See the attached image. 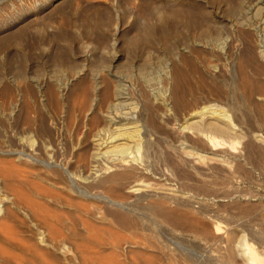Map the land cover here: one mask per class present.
I'll use <instances>...</instances> for the list:
<instances>
[{
  "label": "rangeland",
  "instance_id": "374dc122",
  "mask_svg": "<svg viewBox=\"0 0 264 264\" xmlns=\"http://www.w3.org/2000/svg\"><path fill=\"white\" fill-rule=\"evenodd\" d=\"M263 17L264 0H0V148L7 149L10 146L13 126L16 124H19L18 126L23 125L29 118L31 121L35 122H38V117L40 120L43 119L46 123L47 121L52 124L54 122L56 124L57 122L56 129L59 132L60 138L63 139V142H67L68 140L69 144L70 142L77 141V137L88 135L89 130L92 129L93 126L91 127L92 122L89 123L87 117H83L84 113L81 114V105L89 106L92 104V99L96 97V92H94L97 86L96 82L100 85L97 87V89L100 90L98 95L102 97L101 95L104 93L102 101H106L116 84L122 81L123 84L127 85L128 89H131L130 93L134 98L138 97L137 99H139L142 94V98L139 100L141 101V119L139 118L138 121L140 127L143 128L142 126H144L146 119L148 122L150 115H147L146 112L149 114L148 111H150L149 109L151 108V110H154V112L160 114V116H171L169 120L171 124H168V126L171 128L169 130L173 135L175 132L179 133L177 130L178 123H182L188 118L189 120L192 119L190 116L188 117L187 114L183 116V111L175 112L171 110L172 108L169 106L170 103L165 105L162 101V99L167 97L168 101L172 100L169 95L172 96L171 90L173 91L174 88L175 91L178 90L177 94L179 92V95L182 96L179 99L180 101L186 98L185 95H187V97L191 96L185 99L187 102L190 101V107H188L187 110H189V108H195L194 105L196 104L200 105L195 102H203L205 97L220 105L222 104V106L226 104L224 107H226L227 113L232 115L234 123L237 122L236 125L239 124L237 126L239 128L237 129L244 137L249 134V140L250 137H252L251 141L254 140L255 142L253 143L252 141L253 144L249 143L248 137H245V139L242 137L243 139H237L236 142L227 144L224 147L219 146L218 148H212L209 145L208 147L205 143L204 147L203 142L202 146L197 144L199 141L196 143L197 145H195V143L192 145L193 143L187 140L185 141L182 136H178L181 142L180 144L174 135L176 139V141L174 140L176 148L181 150L178 149L180 152L178 153L179 159L175 154L174 159H176V161L173 160V164L176 163L175 165H179V167L182 164L181 167H184L177 168V166L175 167V165H172L171 170L174 175L170 177L171 175L169 174V178H171L170 182H163V180H161L159 183L165 184L163 186L165 190L173 194L175 198H180L178 200L183 198L182 200L184 201H182L181 205L174 203L175 205H173V207L178 210L187 211L179 212H184L185 215L190 213L187 216L191 215L190 218H193V220L200 218V220L205 221L209 229L213 226V229L211 228L210 230H213L215 234L216 227H218L216 230L217 234L220 231L224 234L226 231L225 229H236L235 232H238V235L234 234V236L236 235L235 237H238L236 242L240 241V244L235 247L236 250L243 247H241V245H243L242 243L245 244L242 237L246 236L249 242L260 240L264 237L262 230L264 228V226H262L264 225V113H262L264 112V62L259 55L256 54L257 52L253 51L251 52L250 58L245 57V76L243 75L241 78L238 73L234 78L232 75L234 70L235 72L238 70V61L236 57L242 53L245 44L246 47H248L249 43H251L250 45H256L258 41L264 37V24H262L263 22L261 23ZM252 32H254V34H252ZM218 41L220 43L222 41L221 45H223V47L225 46V49L220 50L215 48V51H218L215 52L209 48V45L211 46L218 43ZM208 42L209 44H206ZM177 53L181 55L179 56ZM182 55L186 56L185 59H183L184 57ZM176 57H178V59ZM207 59L210 60L208 61ZM206 61L211 64L215 62L218 68L220 67L222 70L217 72V70L213 69L212 71L209 66H206L209 65ZM169 62L171 65L172 63L174 64L173 66L175 71L177 70V73H179L178 75H174V73L177 74L175 71H172L171 74L169 73L167 75L168 77L164 74L169 70L166 68V64H169ZM181 64L184 67H182ZM189 64L191 66H189ZM175 66L178 67L179 70ZM261 66H263V68H261ZM184 68H187V70ZM139 69L142 72H140ZM182 69L186 71H182ZM179 71L185 72V77H183V73ZM213 72L215 75H213ZM221 74H223L221 76L222 78L219 77ZM174 76H176L177 80L179 78V82L177 81L178 83L175 81L176 78ZM215 76L218 78L213 80ZM128 77H132L133 80H136L132 81ZM138 78L139 80H137ZM181 78L183 81H180L182 80ZM231 78L234 79L233 88L229 89L227 86V88L223 86L224 81L228 83ZM208 80L210 81L208 82ZM137 81L140 83L138 84ZM179 83H182V87ZM256 83L258 84L256 85ZM137 84L140 87L142 85V87L146 88L141 87L144 93L138 91L139 86ZM133 85H136V87ZM63 86L66 88H63ZM222 87L227 90L229 89L231 92H229V90L225 91ZM234 87L236 89H234ZM218 88L224 90V92H220ZM257 88L260 89V93L257 91ZM166 89L169 92H167ZM179 89L183 90L180 91ZM200 89L202 91H200ZM165 91L166 93H164ZM227 92H229V94ZM221 93H225L228 96L225 94H223L225 95L223 96ZM231 93L233 95H231ZM258 93L260 96H258ZM145 94H147L148 97L152 95L150 96L151 99L149 98L151 101H148ZM182 94L185 97H183ZM234 95H236V97ZM249 95L253 97L255 95V97L250 98ZM223 97L228 101H225ZM215 98H217V100H215ZM248 99L249 103L247 102ZM252 99H256V102L259 101V103H257L258 105ZM83 100L85 104H81ZM234 100L236 103L233 102ZM143 103L145 104L143 105ZM160 104L161 107L159 106ZM227 104H229L230 107ZM162 105H164V108ZM232 105L236 107H231ZM143 106L144 108L147 106L149 108L147 107L144 109ZM191 106L194 107L191 108ZM227 106L229 109H227ZM235 108L238 111H236ZM84 112L87 113V111ZM233 112L238 113L233 116ZM256 115L257 117H255ZM258 115L260 120H258ZM88 116L90 115L88 114ZM121 117L123 116L116 119L117 124L136 121V118L132 121ZM248 117L251 119L248 120ZM45 118L47 121L44 120ZM79 118L81 121L76 126V122ZM245 118L248 123L245 121ZM237 119H239V121ZM58 121L59 124H61L60 126ZM240 122H244V124ZM70 123L71 125L73 123V126H71ZM247 127L249 128L247 129ZM69 130H72V132ZM253 130L256 131L253 132ZM250 131L253 133L250 134ZM73 132H75V135ZM188 134L192 137V132H188ZM71 136L73 139H71ZM195 137L197 136H193L192 139H201L199 135L197 138ZM259 138L262 140H258ZM246 141L248 142L245 147ZM76 144L77 147H79L78 143ZM178 144L181 147L183 145V147L181 148ZM188 144L191 147L188 148ZM251 145L254 146L251 147ZM249 147H251L250 152L246 151L247 149L249 150ZM256 148L257 151H260V154H258L259 152L255 154V152H257ZM151 149V157L155 160L154 168L156 171L160 172L159 170H162L164 162L159 159L160 157L162 158L164 150L160 145H155ZM156 149H158V151ZM203 149L207 151L205 150V152ZM189 150H191V152L193 150V153L191 154ZM196 151L203 154L200 155ZM139 153L140 154L133 151L131 154L137 155L136 157L139 158L142 152L140 151ZM159 153L161 156L159 155L158 158ZM185 153L190 154L187 155ZM153 154L155 156L157 155V158L155 156L153 157ZM179 155H182L184 161L181 160ZM260 155L261 157H259ZM235 156H238V158H235ZM245 156H247V158ZM251 156L253 159L255 158L254 162L257 163L251 161L253 160ZM160 161L163 163L160 164L161 167L159 166ZM177 162H179V164H177ZM183 163L187 165H183ZM242 163L243 165H241ZM253 163L255 166L257 164L258 167H253ZM186 166L187 168H185ZM181 171L183 174H181ZM187 174H189L190 178L188 176L186 177ZM174 177L175 179H173ZM182 177H185L184 182H188L187 185L183 182V179H181ZM185 179L191 180L187 181ZM181 182L185 184V187ZM191 182H193V185ZM197 184H200V186ZM180 189L182 191L185 189V191L182 192ZM124 190L127 191L128 188ZM130 190L131 189L128 191ZM165 190L164 192L168 193ZM128 193V195H131V198L135 195L134 191ZM195 194L197 197L194 196ZM202 194L203 198H200ZM229 194L235 196L236 200L223 199V201L219 203H216L215 200L213 202L212 200V198H217L216 196L221 197ZM198 199L200 202H198ZM224 202L226 204L230 203V205H225L226 207H224ZM199 203H201V205H199ZM220 204L221 209H218ZM204 205L208 207L206 208ZM178 206H180V208ZM211 208L212 210H208ZM199 214H202L204 218L199 216ZM204 215L209 216L207 217ZM210 216L215 217L211 218ZM194 217L196 218L194 219ZM207 222L210 225L207 224ZM261 226L263 228H261ZM167 232L169 234L172 233L170 236L173 237L174 235L173 238L176 236L177 238L183 236L182 232L176 228L170 227ZM221 233L218 235H222ZM252 233L253 235H251ZM184 235L187 237H184L186 240H184L183 243L188 248L192 246L190 249L194 251L198 250V246L195 245L198 242H201L203 246H207L205 240H202L193 233L191 234V232L184 233ZM241 235L243 236L241 237ZM253 236L256 239L253 238ZM191 242L197 243L194 244ZM205 248L206 247L202 248L201 246L200 252L203 254L204 258L208 253L206 258L212 259L211 257L215 255V252L211 249L207 252L206 250H208V248ZM175 253L179 255L178 250H175ZM210 253L211 256H209ZM185 261L184 264H188V262L193 264L190 260H188V262L187 260ZM240 261L241 260L236 259V263L232 264H242Z\"/></svg>",
  "mask_w": 264,
  "mask_h": 264
},
{
  "label": "bare ground",
  "instance_id": "6f19581e",
  "mask_svg": "<svg viewBox=\"0 0 264 264\" xmlns=\"http://www.w3.org/2000/svg\"><path fill=\"white\" fill-rule=\"evenodd\" d=\"M261 23L264 24V17H263V21L261 20ZM252 34H254V32H252ZM219 41L218 43L213 42L215 44L211 46L209 45V48H211L213 51H215L216 49H220V50L225 49L224 48L225 46L223 47V45H221L222 41L221 43ZM206 44H209V42ZM250 44L251 43H249V45L247 44L248 47H246L245 44V48L243 47L242 53H240L236 57V60L238 61L237 62L238 70L236 72L234 70V73L232 75L234 76V78L238 73L241 76V78L243 77L244 67L246 65V64L244 65L246 60L245 57L250 58L251 52L256 51L257 52L256 54H258L259 57L264 62V37L260 39L256 45L253 44L250 45ZM178 55L180 56L181 54ZM183 57H184L183 59H185L186 56ZM176 58L178 59V57ZM208 61L206 62L209 65L206 66H209L212 69V71L213 69L217 70V72L222 70L220 69V67L218 68L215 62L211 64ZM170 62L169 64L165 63L166 68L169 69L168 71H166L167 69L165 70L166 72L164 74L166 76L169 73L171 74L172 71H175V68L173 66L174 65L173 63L175 61L172 63V65ZM189 66L191 65L189 64ZM176 68L179 70L178 67ZM261 68H263V66H261ZM184 69L187 70V68ZM186 70L182 69V71H186ZM140 72L142 71L140 70ZM175 72L177 73V70ZM184 73L182 75H184ZM178 74L179 73L177 74L174 73V75H178ZM213 75H215L214 72ZM222 75L223 74H221L219 77L222 78L221 77ZM132 77L131 78L128 77V78H130L132 81H135L136 79L133 80ZM174 77L176 78V76ZM183 77H185V75ZM217 78L215 76L214 79L213 78L211 79L216 80ZM137 80H139V78ZM178 80L176 78L175 81L177 82ZM180 81H183V79ZM209 81L210 80H208V82ZM230 81L228 83H225L226 81H224L225 84L223 83V86L225 87L227 86L229 89H232L234 85L233 82L234 79L231 78ZM122 82L116 84L115 88L112 90V92H110L109 97L106 101H102V98H104L103 97L104 93L102 95L100 94L102 97L98 95L100 90L97 89V87L100 85H98V82H96L97 86L95 88L96 90L94 91L96 92V97L92 99V104H90L89 106L81 105L82 107L81 114L84 113L83 117H87L89 123L92 122L91 127L92 126L93 127L92 129L89 130L88 135L79 138L77 137L76 139L77 141H75L74 139L75 142H70L71 145L69 144L68 140L67 142H63V139L60 138L59 132L56 129L57 122L56 124L55 122L53 124L51 122L48 123V121L45 118L44 120L47 121L48 123L47 124L45 121H43V119L40 120L38 117L37 118L38 122L31 121L29 118L25 121L23 125L18 126L19 124L18 125L16 124L17 125L16 126L14 124L15 126H13L11 131L10 146L7 149L0 148V264H184L185 260H187V262L188 260H190L191 262H193V264L194 263L195 264H232V263H236V259L241 260L240 262L242 264H264V237L260 240H256L255 242L252 241L249 242L247 241L246 236L242 237L243 235H241L243 242H245V244L242 243L243 245H241V247L242 246L245 247L236 250L235 247L238 246V244H240V241L236 242L238 237L236 238L235 237L236 235L234 236V234H237L238 232H235L236 230L235 228H234L235 230L225 229L226 231L225 232L223 231L224 234H222L221 233L222 231H220L218 234L221 233L222 235H218L216 231L218 227L215 228L214 226L216 232L215 234L213 230H210L213 226L209 229L208 228L209 226L206 225L205 221L200 220V218H198L197 220H193V218L192 219L190 218L191 215L187 216L190 213H187V215H185L184 212L187 211L178 210L175 207H173V205H175L174 203H178L179 205H181L182 201H184L182 200L183 198L181 200H178L180 198L177 197L175 198L173 194H170L167 190H165V188L163 187L165 184L159 183V181L161 180H163V182L166 181L170 182L171 178H169V174L171 175L170 177H173L172 175H174V173H172L171 168L172 165L176 164L175 163L176 159H174L175 154L177 155L178 158V153H180L178 151L179 148H176V145L174 143V140L176 141V139L179 138L178 136H182L185 139V141L187 140L190 143H193L192 145H194L195 143V145L199 144L202 146V142H203V144L205 143L207 146L209 145L212 148L214 147L218 148L219 146L224 147L227 144H232L236 142L237 139H243L242 137H244V135L237 129L239 128L237 127L239 124L236 125L237 122L234 123L232 115L227 113L228 111H226V107H224L226 104L225 105L223 104L224 106H222V104L220 105L219 103L205 97L203 102L193 101L200 105L197 104L194 105L195 108L193 109L189 108L190 110L189 111L187 109L188 107H190L189 105L190 99L188 100L189 102H187L185 99L188 97L190 98L191 96L187 97V95H185L186 96V98L184 99L185 101L184 100L180 101L179 99L182 96L179 95V92L177 94L178 90L175 91V88L173 91L171 90L172 96L169 95V97L172 100L168 101L167 99L168 97L162 99L164 104L168 105L170 103L169 106H171L170 107L172 108L171 110H174L175 112L183 111L184 112L183 116H186L187 114L188 117L190 116L192 118L191 120H189L188 118L185 119L184 122L178 123L177 130L179 131V133L175 132L174 134L176 136L175 139L173 133L172 132L170 133L169 129L171 128H169L168 126V124H171L170 123L171 121H169L171 116L170 115H169L170 117L166 115L164 117L160 116V114H157L156 112H154V110H151V108L149 109L150 111H148L149 114L145 111L147 115H150L148 122L146 121L147 120L146 119L144 122V126H142L143 128L140 127L138 121L139 118L141 119L140 117L141 101L139 100L140 98H142V94L141 95L139 94L141 96L139 99H137L138 97L134 98L130 93L131 89H128L127 85L123 84ZM139 83L140 82H138V84ZM179 84H181L182 87V83ZM257 84L258 83H256V85ZM134 87H136V85ZM141 87L139 86L138 87L139 89L137 88L138 91H140V93L143 92L142 88H145V87L142 88ZM63 88L66 87L63 86ZM222 88L224 89V87ZM234 89L236 88L234 87ZM260 89H258L257 91L259 92ZM179 90L181 91L183 89H179ZM224 90L226 91L227 89ZM224 90L221 89L220 92L221 91L224 92ZM166 91L164 93H166ZM200 91L202 90L200 89ZM229 92L231 91L229 90ZM229 92L227 93L229 94ZM232 93L231 95L234 94ZM235 94H236V90H235ZM145 96H147V94H145ZM150 96L152 95H149V97L147 96L148 101H151L149 100ZM185 96L183 95V97ZM234 96L236 97V95ZM251 96L249 95L250 98L255 97V95L254 97ZM258 96H260V94ZM192 99L194 100L193 96ZM224 99L225 101L227 100L226 98ZM215 100H217V98H215ZM236 101L238 102L237 98ZM233 102L236 103L235 100ZM247 102L249 103V99ZM255 103L257 104L259 103V101L258 102L255 101ZM81 104H85L84 100L81 102ZM144 104L145 103H143V105ZM227 105L229 106V104ZM159 106L161 107V104ZM163 106L164 105H162V107ZM194 106H191V108ZM228 106L227 109H229ZM231 107H236V106L232 105ZM84 111H87V113H85ZM236 111L238 110L236 109ZM236 113H234L233 116H235ZM88 114L90 116H88ZM120 116H123L125 119H129L132 121L134 118H136V121H133L131 123L128 122L123 124L120 123L117 124L116 119ZM255 117H257V115ZM250 119L248 117V120ZM237 120L239 121V119ZM258 120H260V117ZM73 121H77V120H73ZM80 121L81 119L79 118V120L76 122V126L79 124ZM245 121H247V119ZM240 123L244 124V122H240ZM60 125L61 124H59V126ZM71 126H73V123ZM249 127H247V129ZM69 131L72 132V130ZM255 131L253 130V132ZM188 132H192L191 134L192 137L195 135L197 137L198 135L201 136V139L197 137H195L197 139H192V137L189 136ZM250 132H251L250 134L253 133L252 131ZM73 134L75 135V132H73ZM69 135H68V139H69ZM247 135L248 136L245 137H248L247 139L249 140L250 135L249 134ZM251 138L252 137H250L249 143H252V141L254 143L255 141L254 140L251 141ZM71 139H73V137ZM258 140H262V139L259 138ZM198 141L199 143H197ZM247 142L248 141H246L245 147L247 145ZM76 143H78L79 147H77ZM155 145L157 146L160 145L161 148H163L164 150L162 158L160 157L159 159L164 162V164L161 161L159 163V166L160 164H163L162 170H159L160 172L156 171V169L154 168L155 160L154 158L152 159L151 157L152 154L150 152V150H152L151 148L154 147ZM253 146L251 145V147ZM189 147L191 146L188 144V148ZM251 147H249V150L247 149L246 151L250 152ZM156 150L158 151V149ZM203 150L205 151L206 149ZM133 151L137 152L138 154H140L139 152L141 151L142 155H140V157L138 158L136 157L137 155L131 154ZM189 151L191 152V150ZM260 151L255 152V154L258 152H259L258 154H260ZM196 152L199 153V151ZM192 153L193 150L191 154ZM185 154L189 155L190 153L189 154L185 153ZM159 155L161 156V154L160 153L158 154V158ZM154 156L155 155L153 154V157ZM155 157L157 158V155ZM180 157L181 160H183L182 155ZM245 157L247 158V156ZM259 157H261V155ZM235 158H238V156L237 157L235 156ZM254 159L251 161L254 162ZM173 160H175L174 161L175 164H173ZM254 163H253V167H258V165L256 164L255 166ZM177 164H179V162H177ZM183 165H187V164L183 163ZM241 165H243V163ZM176 166L177 168L179 167V165H175V167ZM181 166L182 164L180 165V167ZM185 168H187V166ZM181 174H183V172ZM187 176L189 177V174H187L186 177ZM184 178L183 177L181 178L183 179V182H184ZM173 179H175V177ZM185 180L189 181L191 179L189 180L185 179ZM191 183L193 185V182ZM197 185L200 186V184ZM125 188L131 190L125 191L124 190ZM164 190L167 191L168 193L164 192ZM133 191L135 195L134 197L132 196L131 198V195H128L129 194L128 192H133ZM184 191L185 189L182 192ZM232 195L229 194L227 196H221V197L216 196L217 198L215 199L212 198L211 195L210 196L213 202L215 200L216 203H219L223 201V199L236 200L235 196ZM194 196L197 197L196 194ZM200 198H203V194L202 197ZM198 202H200V200ZM225 202L224 205L222 203L224 207L230 205V203L226 204ZM199 205H201V203H199ZM178 207L180 208V206ZM218 209H221V204ZM208 210H212V208ZM179 211H184V212H179ZM202 214L201 215L199 214V216L203 217ZM195 218L196 217H194V219ZM207 224L209 223L207 222ZM262 226L261 228H263ZM170 227L179 229L182 232L183 236H179L178 238L180 239H178L177 236L173 238L174 235L173 237L170 236L172 233L169 234L167 232ZM262 230L264 233V228ZM188 232H191V234L193 233L198 237H200L202 240H205L207 246L205 245L203 246L201 242L198 243L195 242L197 244L191 242L194 243L196 246H198L197 247L198 250L194 251L190 249L192 246L190 248L186 247L183 241L186 240V238L184 237L187 236H185L184 233H188ZM251 235H253V233ZM253 238L255 237L253 236ZM201 246L202 248L206 247L205 249L208 248V250H206L207 252L209 251V249L215 252V255L211 257L212 259H207L208 257L206 258L208 253L207 254L205 253L206 256L204 258L203 254L200 252ZM175 250H178L179 255L175 253ZM209 256H211V253ZM188 264H192V263L188 262Z\"/></svg>",
  "mask_w": 264,
  "mask_h": 264
}]
</instances>
